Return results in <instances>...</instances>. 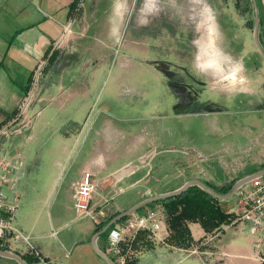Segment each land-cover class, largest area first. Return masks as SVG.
<instances>
[{"label": "rangeland", "instance_id": "obj_1", "mask_svg": "<svg viewBox=\"0 0 264 264\" xmlns=\"http://www.w3.org/2000/svg\"><path fill=\"white\" fill-rule=\"evenodd\" d=\"M89 1L73 0L71 30L53 51L57 57L66 50L63 65L80 64L73 68L72 77L90 79L91 104L65 151H56L61 143L55 138L46 144L39 139L24 145L26 167L17 215L25 230L37 236L43 254L64 264L100 259L86 250L93 247L88 241L95 221L105 219L111 205L134 203L148 187L155 191L176 185L190 176V171L209 176V181L230 182L253 167H264V48L259 36L262 32L264 37V26L258 29L262 50L254 33V0H225L224 4V0H181L188 5L186 19L178 9L169 14L153 8L159 0H135V7L128 9L123 38L107 49L100 47L103 41L95 24L84 19ZM255 1L259 17L264 19L261 0ZM92 6L90 11H95ZM208 12L215 18L213 25L217 23L214 37L220 49L224 46L218 21L227 26L232 43L244 42L238 49L242 55L230 56L222 48L221 68L210 62L213 45L208 46L212 50L201 51ZM234 66L240 69L237 80L230 70ZM44 72L38 82L40 91ZM98 132L103 139L113 133L120 148L129 151L112 162L109 173L120 172L127 162L141 164L143 170L113 185L108 201L103 208L99 206L93 219L78 216L70 189L84 156L93 151L77 153L83 145L93 144ZM137 137L138 144L133 141ZM142 173L143 180L131 184ZM113 178L107 179L110 185ZM121 186L125 191H119ZM249 233L260 259L264 243L256 246L254 240L264 238V234H254L251 226ZM147 262L145 256L140 264ZM0 264L17 263L6 258Z\"/></svg>", "mask_w": 264, "mask_h": 264}, {"label": "crops", "instance_id": "obj_2", "mask_svg": "<svg viewBox=\"0 0 264 264\" xmlns=\"http://www.w3.org/2000/svg\"><path fill=\"white\" fill-rule=\"evenodd\" d=\"M72 2L73 0H0V124L9 120L15 113L20 100L27 91L31 75L40 57L42 55H51L55 49L56 42L60 39L64 29V24L68 20ZM210 2L212 3L211 0ZM225 2L224 0L222 4ZM89 3L84 19L85 21L89 20L93 25L95 24L96 31L103 41L100 47L107 49V47L113 46L118 40L123 38L122 34L125 20L130 16L128 9L135 7V0H90ZM93 4L96 10L90 11V5L93 7ZM261 4L264 9V0H261ZM149 7L151 8L152 6L149 5ZM153 8H157V10L161 8L162 12L169 14H171L172 9H178L179 13L185 19L187 18L186 13L188 5L181 0H159L157 5L153 6ZM207 20L208 26L205 28L204 34L200 38L201 51H204V49L212 50L209 49L208 46L209 44L213 45L212 48L214 51L210 62L221 68L220 58L223 57V49L225 52L227 51L230 53L226 52V54L230 56L233 55V57L234 55H242L238 49L241 45L244 46V42L232 43L227 26L224 24L222 25L218 21L220 29V33H218L219 35L221 34V44L224 46L222 47L223 49H220L218 41L214 37L216 36L214 33L216 34L217 32L215 27L217 23L213 25L216 21L211 12H208ZM205 33L208 34L207 38L205 37ZM209 37H213V39L210 41L208 39ZM205 38L208 39V41L205 40ZM106 49H104L103 52H107ZM65 51L66 50L62 51L60 56L53 57L52 61L45 69V74L42 79V90L39 94L41 100L36 104L37 106H42L43 109L41 114L37 117L32 131L34 133V138L27 139V133H22L2 139L0 140V152L8 151L11 155H14L16 152L21 151L26 161L24 145L27 142L43 139V143L46 144L49 143L52 138H55V140L61 143L56 151L63 152L75 137L76 126L84 119V114L91 104V98L89 97L91 82L90 79L86 77L83 79H73L72 70L73 68L78 69L80 64L75 66L61 64ZM230 68L232 71L230 72L233 73L232 76L237 80L240 69H236V67L235 69L233 67ZM113 86H117V82ZM61 94L64 96H60ZM114 115L116 114L113 113V116ZM111 127L114 129V125H111ZM98 133L100 136L90 145L91 147L93 146L91 149H89L90 146L85 147V145L79 149L77 156L82 154L85 155L90 150L93 152L88 156H84V161L79 167V175L74 180L76 181L81 177L84 169H90L94 172V176L100 181V184L104 182L101 185L100 191H98L93 198L94 206L99 208V206H101L100 202L107 198L108 193L111 191V187L115 185V178L111 176L113 172H108L112 162H116L118 158L129 151L128 149L124 150L120 148L119 140L115 139L113 133L110 134L107 139H103L101 133ZM133 141L138 144L139 137L133 138ZM129 149H131V145ZM199 164L200 163H196L197 166ZM253 168H251L247 174L253 173ZM257 168H259L258 171L264 170V167L260 168L258 166ZM140 170H143L142 167ZM141 171L137 172L139 173ZM137 172L124 178H132L138 174ZM22 178L19 184L20 193ZM111 178H113V182H111L110 185L107 179ZM143 178L144 174L142 173L140 176L132 179L131 184L140 183ZM195 178L203 181L210 179L209 176L201 177L195 172L190 171V176L176 185L155 191L148 187L151 189L150 194L146 193L147 188L134 203L126 206H122L118 203L111 205L113 206V208L110 209L111 211H108L109 209L105 211L107 217L105 218L106 215H103L105 219L102 218L100 221L105 222L109 216L118 210L125 211L151 195L172 191ZM210 181L213 183L217 181V183L221 184L228 183L226 179H222L220 182L218 180L215 182L212 180ZM70 191L73 198V187ZM219 198L227 211L235 212L236 216L240 214L245 207L244 200L242 196L238 194V191L230 197ZM156 204L162 203L154 202L150 205H143L144 207L139 209V211H145ZM41 208L42 206L39 208V212ZM101 208L103 207L101 206ZM236 216L235 218H238ZM235 218L231 222L222 225V230L218 238L205 247H201L204 249L201 255H190L187 251V249L198 245L207 234L211 233L205 231L204 227L198 221H190L188 223L193 239L195 241L199 240V243L189 248L177 247L171 244L168 239L167 242L169 244H163L148 234L141 233L137 239L136 252L132 261L136 260V264H140L142 257L146 256L148 257L147 264H262V258H264V256H260L259 259V255L253 246V237L249 233L250 226L252 225L251 221ZM16 222L25 232L32 235L33 241L37 246V236L34 235L33 231H26L20 221L18 222L17 218ZM97 223L95 221V228L89 234V246L93 244L94 247V237L95 233H97L95 230L98 226ZM167 230L170 235L171 230L168 221ZM53 234H56V231H53ZM261 234H264V231H261ZM96 241L98 247L115 261L114 256L108 251L107 236L104 237L100 234L96 238ZM93 247L87 248V253L92 251L96 253L100 259H96L88 264H112L109 260L102 257ZM37 248L51 264H64L52 260L48 255H44L42 252L43 249L40 248L39 244ZM21 256L23 255L21 254ZM35 260L36 264H39L37 259Z\"/></svg>", "mask_w": 264, "mask_h": 264}, {"label": "built area", "instance_id": "obj_3", "mask_svg": "<svg viewBox=\"0 0 264 264\" xmlns=\"http://www.w3.org/2000/svg\"><path fill=\"white\" fill-rule=\"evenodd\" d=\"M73 21L74 18L68 17L56 46L71 30ZM49 60L50 55L40 57L31 75L27 91L20 100L15 113L9 120L0 124V140L22 133H27V139L34 138L32 131L36 119L43 109L42 106L36 105L41 100L38 82ZM25 165L26 161L21 151L14 155L8 151L0 152V250L13 252L19 256L29 254L35 257L39 264H51L33 243L32 235L25 232L16 222L21 196L19 184ZM140 168L141 164L127 163L120 172L112 173V175H116L114 184L116 185L124 177L136 173ZM147 173H150V169ZM99 187L100 181L94 176V172L84 169L81 177L75 181L73 186V198L79 217L88 215L93 219L97 218L99 208L94 206L93 198ZM125 189L123 186L119 187V191H125ZM146 193L150 194L151 189L148 188ZM238 194L242 196L245 203L238 218L250 220L254 234L264 231V173L240 187ZM104 201L107 202L108 198L100 202L101 206ZM141 233H146L163 244H169L167 242L169 236L167 211L162 204L153 205L145 211L131 212L110 228L108 251L114 256L116 264H128L134 259L137 239ZM220 233L215 230L207 234L198 245L187 249L188 253L201 255L203 253L201 247L218 238ZM254 243L256 246H261L264 243V238H257ZM262 260L264 261V258Z\"/></svg>", "mask_w": 264, "mask_h": 264}, {"label": "trees", "instance_id": "obj_4", "mask_svg": "<svg viewBox=\"0 0 264 264\" xmlns=\"http://www.w3.org/2000/svg\"><path fill=\"white\" fill-rule=\"evenodd\" d=\"M260 22H261L260 24L261 27H263L264 19L261 16H260ZM262 35L263 34L261 32L259 36H260V41L264 48V37ZM55 54L56 51H53L51 53L50 60H52V58L55 57ZM258 169L259 168L254 167L252 172ZM237 179L238 178H235L230 182L221 185H217L209 180L206 181L204 180V182L209 187L216 190L217 192L221 194H227L232 190V187ZM154 202H160L164 205L167 211V219L171 230L170 235L168 236V241L177 247L189 248L194 244L199 243V240L195 241L193 239L190 228L188 226V223L190 221H198L204 227L205 231L213 232L215 230L221 231L222 225L231 222L236 216L235 212L227 211V209L220 202L219 196L211 193L210 191L201 187L198 184L190 185L182 193L175 195L174 198H172V196H169L158 199ZM154 202L147 203V205L153 204ZM144 206L140 207L139 209L143 208ZM120 212H122V210L116 211L111 216H109L105 222L103 221L98 222L97 223L98 226L96 227L95 232H99L103 230V227L110 221V219H112L115 215L119 214ZM124 217L125 216H123V218ZM116 222H114L111 226H109L107 231L102 232L101 236L104 237L107 236V240H108V234L110 228L114 226ZM203 247L205 246H202V248ZM22 258L28 264H36V260H35L36 258L35 257L33 258V256L23 255ZM1 259H6V258L0 257V260ZM128 264H136V260L131 261ZM262 264H264V261L262 262Z\"/></svg>", "mask_w": 264, "mask_h": 264}, {"label": "water", "instance_id": "obj_5", "mask_svg": "<svg viewBox=\"0 0 264 264\" xmlns=\"http://www.w3.org/2000/svg\"><path fill=\"white\" fill-rule=\"evenodd\" d=\"M254 7H255V38L256 41L259 45V47L262 49L261 45L259 44V39H258V29H259V25H260V17L257 11V3L254 0ZM263 50V49H262ZM264 173V170H259L250 174H247L239 179L236 180V182L234 183L232 190L227 193V194H221L219 192H217L216 190H214L213 188L209 187L203 180L200 179H191L189 181H187L186 183H184L183 185H181L180 187L172 190V191H168V192H162L159 194H155V195H151L150 197L143 199L141 201H139L138 203L134 204L132 207H130L129 209L122 211L121 213L115 215L112 219H110V221L103 227L102 231H99L95 234V240H94V248L95 250L104 258H106L107 260H109V262H111L112 264H116L115 261L113 259H111L106 252H104L103 250H101L98 245H97V241L96 238L102 233L108 230L109 226H111L115 221H118L119 219H121L123 216L136 211L137 209H139L140 207H142L143 205H146L149 202H154L158 199L164 198V197H169L172 196V198L175 197V195L182 193L184 190H186L190 185L193 184H199L201 187L207 189L208 191H210L211 193L219 196V197H230L232 196L234 193H236L238 191V189L240 187H242L243 185H245L246 183H248L249 181H251V179H253L254 177L261 175ZM0 257L3 258H7V259H11L16 261L18 264H28L21 256L13 253V252H9L6 250H0Z\"/></svg>", "mask_w": 264, "mask_h": 264}]
</instances>
